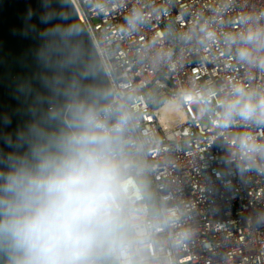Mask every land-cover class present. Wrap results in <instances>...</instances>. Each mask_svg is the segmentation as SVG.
I'll use <instances>...</instances> for the list:
<instances>
[{
    "label": "built area",
    "instance_id": "1",
    "mask_svg": "<svg viewBox=\"0 0 264 264\" xmlns=\"http://www.w3.org/2000/svg\"><path fill=\"white\" fill-rule=\"evenodd\" d=\"M71 1L127 142L84 264H264V0Z\"/></svg>",
    "mask_w": 264,
    "mask_h": 264
},
{
    "label": "water",
    "instance_id": "2",
    "mask_svg": "<svg viewBox=\"0 0 264 264\" xmlns=\"http://www.w3.org/2000/svg\"><path fill=\"white\" fill-rule=\"evenodd\" d=\"M90 112L109 130L112 153L127 145L116 126L123 118L72 1L0 0V172L20 161L35 166L36 147L55 151ZM5 212L0 205V220ZM23 258L12 235L0 232V264Z\"/></svg>",
    "mask_w": 264,
    "mask_h": 264
},
{
    "label": "clouds",
    "instance_id": "3",
    "mask_svg": "<svg viewBox=\"0 0 264 264\" xmlns=\"http://www.w3.org/2000/svg\"><path fill=\"white\" fill-rule=\"evenodd\" d=\"M237 107L244 117L256 113L251 103L230 105ZM33 151L35 166L20 161L0 172L6 197L0 199L6 209L0 232H9L23 249L18 264H84L115 221L118 174L109 130L90 112L77 131L60 138L55 151Z\"/></svg>",
    "mask_w": 264,
    "mask_h": 264
},
{
    "label": "rangeland",
    "instance_id": "4",
    "mask_svg": "<svg viewBox=\"0 0 264 264\" xmlns=\"http://www.w3.org/2000/svg\"><path fill=\"white\" fill-rule=\"evenodd\" d=\"M126 231V225L122 221H115L111 231L103 234L106 244H110L112 241H119Z\"/></svg>",
    "mask_w": 264,
    "mask_h": 264
},
{
    "label": "trees",
    "instance_id": "5",
    "mask_svg": "<svg viewBox=\"0 0 264 264\" xmlns=\"http://www.w3.org/2000/svg\"><path fill=\"white\" fill-rule=\"evenodd\" d=\"M138 184L140 185V188H141L145 198H149L151 196V194H150V191L147 188L146 184L145 183L143 184V181H140L139 179H138ZM105 263L109 264V262L107 260L105 261Z\"/></svg>",
    "mask_w": 264,
    "mask_h": 264
}]
</instances>
